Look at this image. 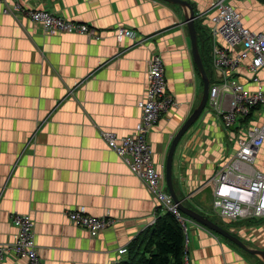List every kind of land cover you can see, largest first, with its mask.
Masks as SVG:
<instances>
[{
  "label": "crops",
  "instance_id": "obj_1",
  "mask_svg": "<svg viewBox=\"0 0 264 264\" xmlns=\"http://www.w3.org/2000/svg\"><path fill=\"white\" fill-rule=\"evenodd\" d=\"M185 1L195 11L198 46L211 86L221 78L211 59V0ZM19 2L25 10L53 12L94 28L97 34L47 35L27 17L3 14L0 4V245L14 241L16 229L9 218L21 214L34 221L42 264L137 261L155 221L165 213L144 183L108 148L102 133L113 132L119 138L133 134L140 120L138 105L149 85L150 58L160 55L167 92L175 104L150 130L147 141L155 167L165 178L171 141L198 106L204 88L183 11L162 0ZM227 2L246 28L264 33V0ZM117 28L133 31L136 40H118ZM249 65L250 60L242 63L235 77L247 91L260 86L264 92V69L257 85ZM237 124L264 125V107ZM235 133L204 109L176 147L173 188L185 207L248 248L263 250L264 217L231 221L213 208L211 180L232 160ZM253 166L264 174V142ZM72 211L110 217L114 225L92 235L70 222L67 214ZM186 219L189 264H263ZM123 249L126 252L120 253ZM0 264H26V260L8 255Z\"/></svg>",
  "mask_w": 264,
  "mask_h": 264
},
{
  "label": "built area",
  "instance_id": "obj_2",
  "mask_svg": "<svg viewBox=\"0 0 264 264\" xmlns=\"http://www.w3.org/2000/svg\"><path fill=\"white\" fill-rule=\"evenodd\" d=\"M2 13L13 17L24 16L38 25L47 35L80 34L94 36L90 26L67 21L45 10H25L19 0H0ZM212 16L210 37L213 46L212 66L221 71V78L208 90L205 111L219 119L225 129H236L234 139L237 149L232 160L212 178L214 185L213 208L221 218L237 221L264 217V174L254 169L257 153L264 142V125L244 128L237 124L253 110L264 107V92L260 86L247 91L235 77V72L246 60L252 82L260 85L259 71L264 69V33L246 28L241 15L227 0H211ZM118 40H136V34L117 28ZM148 88L139 103L140 120L133 134L117 137L113 132H103L108 148L129 168L132 175L148 188L159 208L178 221L184 233V263L189 264L187 219L169 195L165 178L155 167L147 135L160 117L174 106V98L167 92L164 63L160 55L153 54L149 61ZM72 224L94 235L114 225L110 217L95 218L81 211L67 214ZM10 222L16 229L12 243L0 245V263L8 255L25 258L26 264H42L34 241V221L28 215L11 214ZM200 226V225H198ZM126 249L120 251L125 253Z\"/></svg>",
  "mask_w": 264,
  "mask_h": 264
},
{
  "label": "water",
  "instance_id": "obj_3",
  "mask_svg": "<svg viewBox=\"0 0 264 264\" xmlns=\"http://www.w3.org/2000/svg\"><path fill=\"white\" fill-rule=\"evenodd\" d=\"M168 4H173L179 6L184 14V24L187 27L188 35L190 39L191 44V50L193 55L194 63L198 69V72L200 73L204 88H203V94L201 97V100L198 104V106L194 109L192 114L189 116V118L183 123L181 128L178 130V132L175 134L174 138L171 141L167 157H166V164H165V183L166 188L173 199L174 203L177 204L179 211L185 215L187 218L195 221L196 223L200 224L201 226L205 227L206 229L210 230L211 232L217 234L218 236L232 242L233 244L237 245L241 249L245 250L247 253L258 257L264 264V249L258 250V249H250L248 248L238 237L234 236L229 231L225 230L224 228L220 227L215 222L211 221L205 216H202L193 210L185 207L182 202L177 198L174 188H173V182H172V161L173 156L176 150V147L178 146L179 141L181 138L187 133V131L199 120L201 117L203 110L206 107L207 100H208V90H209V79L206 76L204 66L202 63L200 50L198 46V31L196 29L195 25V11L193 7L185 0H162Z\"/></svg>",
  "mask_w": 264,
  "mask_h": 264
},
{
  "label": "trees",
  "instance_id": "obj_4",
  "mask_svg": "<svg viewBox=\"0 0 264 264\" xmlns=\"http://www.w3.org/2000/svg\"><path fill=\"white\" fill-rule=\"evenodd\" d=\"M142 252L139 260L120 264H185L184 233L175 217L165 213L155 221Z\"/></svg>",
  "mask_w": 264,
  "mask_h": 264
},
{
  "label": "bare ground",
  "instance_id": "obj_5",
  "mask_svg": "<svg viewBox=\"0 0 264 264\" xmlns=\"http://www.w3.org/2000/svg\"><path fill=\"white\" fill-rule=\"evenodd\" d=\"M91 40V39H90ZM212 59V58H211ZM98 72V71H97ZM211 83V82H210ZM212 84V83H211ZM249 119V118H248ZM250 121V120H249ZM245 124V123H244ZM246 127V126H245ZM185 192V191H184ZM186 195V194H185ZM179 197V196H178ZM210 202V201H209ZM160 214V213H159Z\"/></svg>",
  "mask_w": 264,
  "mask_h": 264
},
{
  "label": "rangeland",
  "instance_id": "obj_6",
  "mask_svg": "<svg viewBox=\"0 0 264 264\" xmlns=\"http://www.w3.org/2000/svg\"><path fill=\"white\" fill-rule=\"evenodd\" d=\"M15 228V227H14ZM19 259V258H18ZM23 259H25V258H23ZM26 260V259H25Z\"/></svg>",
  "mask_w": 264,
  "mask_h": 264
}]
</instances>
